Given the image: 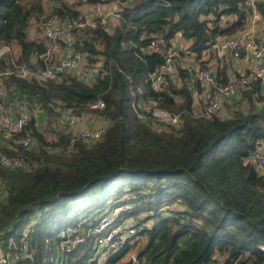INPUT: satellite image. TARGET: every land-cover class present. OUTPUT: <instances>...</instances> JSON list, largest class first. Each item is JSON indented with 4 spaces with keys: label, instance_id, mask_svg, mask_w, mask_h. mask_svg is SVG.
Instances as JSON below:
<instances>
[{
    "label": "trees",
    "instance_id": "trees-1",
    "mask_svg": "<svg viewBox=\"0 0 264 264\" xmlns=\"http://www.w3.org/2000/svg\"><path fill=\"white\" fill-rule=\"evenodd\" d=\"M247 1L89 0L92 6L117 3L120 15L110 29L97 25L70 39L86 63L102 64L94 83L72 74L43 85L15 76L5 80L9 91L41 103L49 114L50 105L60 104L110 122L100 141L77 144L70 153H54L65 150L68 138L59 133L58 141H48L51 130L33 131L35 153L0 149L43 162L31 172L0 167V241L6 247L11 238L19 247L30 228V258L12 264H92L94 241L101 236L96 230L112 217L110 227L132 220L136 234L104 264H124L133 254L136 264H264V171L251 159L264 146L260 81L238 94L230 118L208 121L196 116L189 70L176 65L161 90H154L149 78L163 64L162 54L151 52V42L172 47L179 40L189 55L200 58L219 39L244 30ZM50 2L49 15L68 19L82 16L85 5ZM46 16L43 0H0V46L12 52L0 59V71L11 67L12 59L21 66H44L40 58L52 46L40 31ZM180 43L177 59L186 55ZM225 84L222 76L211 90ZM134 98L180 115L181 126L141 121ZM99 100L104 110L88 109ZM68 227L80 229L84 241L53 263L58 234Z\"/></svg>",
    "mask_w": 264,
    "mask_h": 264
},
{
    "label": "built area",
    "instance_id": "built-area-1",
    "mask_svg": "<svg viewBox=\"0 0 264 264\" xmlns=\"http://www.w3.org/2000/svg\"><path fill=\"white\" fill-rule=\"evenodd\" d=\"M79 1L86 4L89 0ZM261 1H247L249 12L247 13L245 28L240 34L238 33L232 37L219 39L211 47L219 59L226 57L238 59L243 52H251L257 61L256 68L247 74L232 76L224 86H219L215 90L209 89L207 104L202 112L196 115L197 117L212 121L220 111L223 98L246 91L256 81L264 82V47L258 46L251 36L258 20L264 17L258 11V3ZM117 7L118 4L114 3L112 9L106 14H102L100 8L97 7L95 9L97 13L96 17L90 13L84 14L77 19L61 18L57 14L47 15L40 24V31L42 37L47 39L52 46L56 45L58 41L65 43L66 51L59 60L56 63H51L50 57L54 49L50 47L46 55L40 58L43 61V67L17 65L12 59L10 62L11 67L5 71H0V137L7 142L8 148L14 153L19 150L29 153L37 152L36 143L32 137V130L27 129V127L33 117H38L46 109L41 103L28 100L18 91H9L6 88L5 80L11 76H15L25 81L34 80L43 85L72 74L88 84L94 83L101 72L102 64L98 63L91 66L86 63L85 55L72 50V41L70 39L74 35V32H79L87 28L93 29L97 25L110 29V19H120ZM150 50L152 53L162 54L163 57V64L149 77L153 89L161 90L167 87L169 77L175 75L178 48L174 44L172 47H166L153 41L150 43ZM11 53L10 46H0V59L11 55ZM195 78L200 82H211L207 70L197 72ZM133 104L134 111L141 121L160 124L175 129L181 126L180 115L159 108L158 103L155 101L146 103L143 100L134 98ZM56 105L49 106L52 113L57 110L60 111ZM105 108L106 106L100 100L88 105V109L91 111H102ZM70 110L72 111L73 109ZM104 119L110 124L108 119ZM106 128L72 131L68 137L65 150L57 148L54 150V153H70L77 144L92 145L101 140ZM251 159L257 167L264 171V149L261 150L260 154L252 156ZM42 164V161L11 156L0 151L1 168L31 172ZM113 220L114 217L103 219L96 230V233L101 234V236L97 237L94 241L93 249L96 252L92 259V264H104L109 253L118 251L128 239H131L136 234L132 220H128L124 225L112 228L110 226ZM35 224L36 220H33L31 226ZM29 231V227L23 231L19 247L15 246V242L11 238L8 239L6 247L0 241V264H12L14 260L30 258L29 244L27 241ZM82 234L83 232L80 229L74 227H68L60 232L58 234L59 243L57 249H59V253L61 254H59L57 259L53 257L51 261L53 263H60L63 252L66 250H74L84 241ZM260 249L263 251L264 247H260ZM132 258L133 264H136L135 257Z\"/></svg>",
    "mask_w": 264,
    "mask_h": 264
},
{
    "label": "crops",
    "instance_id": "crops-1",
    "mask_svg": "<svg viewBox=\"0 0 264 264\" xmlns=\"http://www.w3.org/2000/svg\"><path fill=\"white\" fill-rule=\"evenodd\" d=\"M44 2V12L45 15H49L52 12L53 5L50 2V0H43ZM113 7V4L109 5H103L100 7L101 13H108ZM258 11L259 13L264 16V0L258 3ZM85 12V11H84ZM82 12V13H84ZM87 14V13H85ZM95 17L97 16L96 11L93 13ZM264 17L262 19H259L255 27L253 28V31L251 33L252 39L255 41V43L258 46L264 47ZM117 23V20L110 19L109 27L115 25ZM34 33V32H32ZM241 33V32H240ZM239 33V34H240ZM33 35V34H32ZM175 43H180V41H176ZM53 47L54 51L52 53V56L56 57L55 62L52 61V56L50 57L51 63H56L59 58L63 55V53L66 51V47L61 48L58 44L51 46ZM180 48L184 50L185 57L178 58L177 65L180 66L181 69L189 70L191 73L192 81L189 85L191 92L193 93V97L195 100L194 108L196 111V114L202 112L204 107L207 104L208 100V93L209 89L213 88L212 86H215V80L220 81L222 76L225 77V79L228 80L234 76V75H240V74H247L251 71H253L257 66V61L251 52H243L242 55L238 59L233 58H223L219 59L213 49H209L206 52H203L202 56L200 58H195L193 54L189 55L187 50V45L181 46ZM204 66V68L202 67ZM201 70H207L209 72V79L211 76V82H200V92L198 93L196 89V81H198L195 78V74ZM175 83L178 84V81L176 82V79H174ZM260 88L262 92L264 93V82H259ZM219 87V86H218ZM239 95H234L230 97L223 98L221 101V108L217 116L221 119L230 118L232 109L235 110L236 103L239 99ZM59 109L57 111H54L53 113H47L45 110L38 115V117H33L31 123L29 124L31 126L32 130V137L36 143L37 148V141L33 136V131H36L42 135H45L47 131L52 132L53 135L49 137V141H58V134L62 133L67 138L70 136V133L72 131L77 130H95V129H105L108 126L107 120H105L103 117H100L99 115H95L92 113H86V112H80L77 110H70L63 108L62 105L57 104L56 105ZM0 149H3L5 151L13 152L10 150L7 146V142L3 140L0 137ZM264 149V146L263 148ZM261 149V150H262ZM53 153V152H51ZM128 261V258H127Z\"/></svg>",
    "mask_w": 264,
    "mask_h": 264
},
{
    "label": "rangeland",
    "instance_id": "rangeland-1",
    "mask_svg": "<svg viewBox=\"0 0 264 264\" xmlns=\"http://www.w3.org/2000/svg\"><path fill=\"white\" fill-rule=\"evenodd\" d=\"M106 4H107V3H106ZM106 4H103V5H106ZM103 5H101V6H100V5L92 6V5H89V4H85V5L82 7V9H81L82 12L85 11L84 13H82V15H84L85 13L93 14L94 11H95V9H96L97 7L100 8V7H102ZM107 5H109V4H107ZM100 9H101V8H100ZM103 14H104V13H103ZM176 62H178V59L176 60ZM47 139H48V141H49V138H47ZM119 213H120L119 210L115 209V211H113L112 215L117 216ZM90 219H91V218H90ZM90 219L88 220V222L90 221ZM78 227L81 228V229H83L81 225H79ZM59 254H61V253L56 254L55 259L58 258ZM132 254H133V253H132ZM132 257H135L134 254H133V255H130V256L127 257V258H128V260H129V258H132ZM127 258H126L125 262L127 261ZM216 260H217L218 262H220V258H219V256L216 257ZM125 262H124V263H125ZM55 263H57V262H55Z\"/></svg>",
    "mask_w": 264,
    "mask_h": 264
},
{
    "label": "water",
    "instance_id": "water-1",
    "mask_svg": "<svg viewBox=\"0 0 264 264\" xmlns=\"http://www.w3.org/2000/svg\"><path fill=\"white\" fill-rule=\"evenodd\" d=\"M175 47L178 48V45L175 44ZM210 79H211V76H210ZM58 83H59V82H58ZM195 86H196V89H197V91H198V93H199V92H200V82H199V81H196ZM124 264H133V258H129V260L126 261Z\"/></svg>",
    "mask_w": 264,
    "mask_h": 264
}]
</instances>
